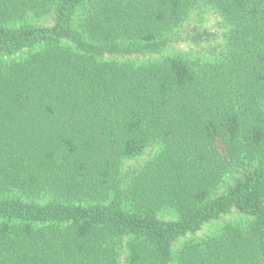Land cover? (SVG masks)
<instances>
[{"label": "trees", "instance_id": "1", "mask_svg": "<svg viewBox=\"0 0 264 264\" xmlns=\"http://www.w3.org/2000/svg\"><path fill=\"white\" fill-rule=\"evenodd\" d=\"M0 264H264V0H0Z\"/></svg>", "mask_w": 264, "mask_h": 264}, {"label": "rangeland", "instance_id": "2", "mask_svg": "<svg viewBox=\"0 0 264 264\" xmlns=\"http://www.w3.org/2000/svg\"><path fill=\"white\" fill-rule=\"evenodd\" d=\"M204 22L206 23L205 25L207 27L212 28L214 25H216L217 16L215 14L214 15H208V17L206 18V20ZM44 23L52 24V21L50 20V18H47V20ZM190 45H193L195 51L198 50V48L200 46L199 44H195V43L194 44H188V43L177 44V46H179L181 48H186V49L188 47H190ZM248 220H249L248 215L241 214L238 211L234 210L228 214L223 215L219 219H215V220L207 222L201 228V230H199L197 233L181 238L179 240L178 244H181L182 242H184L185 240H187L189 238H194V237L199 238V237H202V236L207 235V234L215 233L228 221L244 225L245 223L248 222Z\"/></svg>", "mask_w": 264, "mask_h": 264}]
</instances>
